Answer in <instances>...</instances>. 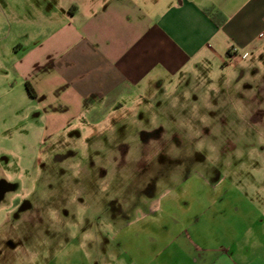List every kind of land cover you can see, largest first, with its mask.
I'll return each instance as SVG.
<instances>
[{"label": "rangeland", "instance_id": "obj_1", "mask_svg": "<svg viewBox=\"0 0 264 264\" xmlns=\"http://www.w3.org/2000/svg\"><path fill=\"white\" fill-rule=\"evenodd\" d=\"M261 51L53 137L0 63V264H264Z\"/></svg>", "mask_w": 264, "mask_h": 264}, {"label": "crops", "instance_id": "obj_2", "mask_svg": "<svg viewBox=\"0 0 264 264\" xmlns=\"http://www.w3.org/2000/svg\"><path fill=\"white\" fill-rule=\"evenodd\" d=\"M8 1L0 63L11 97L22 87L37 103L45 137L124 120L166 76L264 49V0Z\"/></svg>", "mask_w": 264, "mask_h": 264}, {"label": "trees", "instance_id": "obj_3", "mask_svg": "<svg viewBox=\"0 0 264 264\" xmlns=\"http://www.w3.org/2000/svg\"><path fill=\"white\" fill-rule=\"evenodd\" d=\"M212 17H213L214 21L216 22V24H217L218 26H222V25H224L225 22H226V20H227L226 17L223 16L220 12H215V13H213V14H212ZM229 55H230V52L227 53V56H229ZM26 88H27L29 94H30L32 97L37 96L35 90L33 89V87H32L29 83L26 84Z\"/></svg>", "mask_w": 264, "mask_h": 264}]
</instances>
